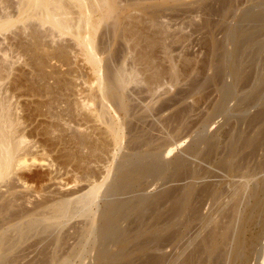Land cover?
Segmentation results:
<instances>
[{"label":"bare ground","instance_id":"6f19581e","mask_svg":"<svg viewBox=\"0 0 264 264\" xmlns=\"http://www.w3.org/2000/svg\"><path fill=\"white\" fill-rule=\"evenodd\" d=\"M141 1L19 0L17 20L0 14V35L21 25L32 43L36 78H54L57 88L63 76L45 68L55 61L73 76V56L82 57L91 74L86 89L76 84L79 92L70 83L74 77L64 82V76L60 89L76 87L77 99L62 101L57 88L53 94L59 95L42 103L37 115L47 120L44 128L29 131L33 120L5 86L12 62L0 48V264H264V0H172L170 8L186 16L189 44L197 35L206 52L185 62L188 81L199 78L195 92L210 90L215 114L229 119L260 107L249 132L231 129L225 143L217 133L200 136L183 157L172 158L170 137L159 140L167 143L162 152L150 132L155 126H143L151 110L137 113L127 96L130 85L142 83L139 71L116 66L110 54L115 41L130 53L144 50L138 63L148 72V52L167 50L170 29L158 23L161 11L140 8ZM137 4L152 19L146 28L135 20L126 28L122 19L132 14L122 13ZM63 37L73 44L58 47L54 40ZM152 84H146L149 91L156 90ZM39 91L51 92L47 86ZM36 135L45 139L35 141ZM208 167L223 181L206 183ZM163 175L164 189L148 195ZM31 250L37 255L26 262Z\"/></svg>","mask_w":264,"mask_h":264},{"label":"rangeland","instance_id":"374dc122","mask_svg":"<svg viewBox=\"0 0 264 264\" xmlns=\"http://www.w3.org/2000/svg\"><path fill=\"white\" fill-rule=\"evenodd\" d=\"M17 3H19V0H0V14L2 15L6 11L5 13H9L12 16V19L14 21L17 20L18 19ZM2 5H4L7 9L2 11V9H3ZM139 5L137 4L136 6H133L135 8H133V7H131V8L128 7V9L126 8L125 12L122 13V17L125 18L126 15L128 17V14H132L131 17L134 19L129 20L132 18H128L126 20V18H125L124 20L122 19V23L124 25H127L126 28H129L128 26H130V24H132L130 27L134 26L133 24H135V22H136L135 26L138 25V26L146 28V25H147V27L149 25L146 23L148 22L149 19H152V14H150L151 12H149V11L150 10L154 11L156 8H158L159 10L158 9H156V10L161 11V13L164 14V15H162V17H160L161 13H158L160 16H158V14L156 13L158 23L161 24L163 22L164 24H166V26H168L166 28L170 29V30H168V31H170L169 32L170 36H168V40L166 42V45L168 47L167 50H164L160 47H156L152 51L148 52L151 56V57L149 56L150 61L152 62L151 69H150L151 71H148V72H146V70L143 72V69H145V68L142 67L143 66L142 62H141V64L138 63V60L141 61V59L144 56V50H141L138 48L137 50H134L133 52L131 51V53H130V52L124 50L123 48H121V45L118 41H115V43H112L110 54L112 53L111 55L114 58L113 60H114V64L116 66L124 65V67L127 71H130L131 69H137V71H139V78H141L140 80H142V83H140L139 85L138 84L137 85H130L129 89H128V93L130 91H131V93H130V95L127 93V96L131 97V98L128 97L131 99V101L130 100L129 101L132 104V106H134V109L137 113H139V112L143 113L145 108H149V110H151V115L148 116V118L146 119V123L143 126L144 127L149 126V125L155 126L156 130L153 129V131L151 130L150 132L152 135L154 134L152 139L156 140V143L160 144L162 146V152L166 151L165 148L167 146L166 145L167 143H165L164 140H163V142L162 141L159 142V140H161L162 138H169L170 137L172 139V140L170 138L168 139V140H170V143H171L170 158L175 157V156L183 157V154H184L183 151L185 150L187 145L190 143V141L193 139H196L200 136L212 135L214 133H217L219 141L221 143H225L226 133L228 131H230L231 129L233 131L234 129L237 128V129H241V131L243 130V132H245L246 128H250V126H251L250 124L252 123V117H253L254 113L256 114L259 112V111L257 112L256 110H258V108L260 110V107L250 109L245 113H240V112L236 113L235 112L234 115L232 116L233 118H230V119L227 117V115L215 114L214 109H215L217 97L213 93H211L210 90L209 91L206 90V92L201 91L199 93L195 92L196 87L198 85L196 83H197V80L199 78H197L196 83L192 84V82L188 81V79L185 77V74H184L186 71L185 62L188 59H192V60L194 59L196 61H199L205 55L206 52H205V50L200 51V48H198L199 45L197 43L198 42V36L197 35L192 36V39H190V41L193 45L189 44L188 32H187L188 30L185 27L186 26V21H185L186 16L183 14L184 13L183 9L176 8L177 9L176 10L173 7L170 8V6H173V5L175 6V2H173L172 0L171 1L170 0H142L141 3H139ZM138 6L140 8L141 7L143 8L144 6L149 7V8L151 7V9H148L149 10L148 12L146 10V12H147L146 13L145 10L143 11V9L138 8ZM154 6H156V7H154ZM164 6L166 9H168V11L164 8ZM152 7H154V8L152 9ZM135 9L137 11H135ZM160 9H163V11L164 10H166V11L163 12ZM178 9H180V11ZM135 16H137V17H135ZM145 16H147L148 19L145 18ZM140 17H141V19H140ZM163 17H165L164 20H163ZM136 18H139V19H137L139 22H137ZM134 20H135V22H134ZM140 20H141V25H140ZM143 20H147L144 22V24H145V25L143 24L144 26L142 25ZM127 21H129L128 24H127ZM130 21L132 23H130ZM168 23H169V25H168ZM17 26L19 27V29L13 28L14 29L13 31L6 32V33L3 32L4 34L1 33V35H0V44H1L0 48L5 50V51L7 49V52H9L8 55H10L9 62L11 61L13 63V65H12V63L10 62L12 71H11V74H10L8 80L5 81V84L7 83L5 86H6V88L7 87L9 88V91H12V93L10 92V94L15 96V97L13 96V98H15V100L13 99L12 101L17 103V107H19V109L22 108L21 109L23 111L22 115L23 116L25 115V117L30 119V121L33 120L32 122L27 123V125H31V127L30 126L28 127L29 131L30 130L35 131V130L39 129V126H41L40 127L41 129L44 128V125L42 123L44 121L47 122V120L45 118H42L40 116H39L40 118H38V116H37V115L42 114V110L44 111V108L41 106L42 103L46 102V100L48 101V99L52 98V96H55V95L57 96V94L59 95V93H57V94L55 93V95L53 93H54V91L56 92L57 88L60 89L63 87V84L61 87H60V84L63 83V79L65 80V78H66V80L64 82L70 81V80H72L71 78L74 77L73 78L74 81L72 80V82H70V83L75 82L74 83L75 86L77 84V86H79L80 88L84 87L86 89L87 87L85 85H87V84H85V83L90 81V76H91V74H89V76L87 75V70H90V67L86 66L88 64H86L85 66H81V65H84L83 58L82 57L81 58L78 57L80 59L75 58L76 59V61H75L74 56H73V59L72 58L71 59L73 60V63L76 65V66L74 65L73 67H71L72 70L74 71L73 76H72V72L70 75H68V70H69L68 68L66 70H65L66 67L60 68V66H59L60 64L56 63L55 61L51 62L50 63L51 65L49 64L50 67L52 66L51 67L52 69L50 67H49V69H48V67L45 68L46 73H48V71L50 73L53 70H55L53 72L58 71L60 73V76L61 75L63 76V77L61 76L62 80H61V83L59 82V84H57V88H55L56 82L54 83V81H53L54 78L53 79L50 78L52 80H50L48 78L49 81H48V79H46V77L42 78L39 75H38L39 79L36 78L37 77L36 76L37 71H38L37 66H36L37 61L30 54V51H32V49H31V47L29 48L30 45L32 46V43L28 44L30 42V40H28V37L24 33L22 35V32L20 30L21 25H17ZM141 27H139V28H141ZM28 31H30V30L28 29L26 34H29ZM42 32H43V30H42ZM31 34H32V32H31ZM63 38L64 39H62V40H65L63 42L60 39H57L58 41L54 40V41H56L58 47H60V46L63 47L64 45L66 46L67 41H68L69 45L73 44L71 42L72 40L70 41L71 37H63ZM49 40H48V38H46V40H44V41L46 42V44L50 45L49 43L51 40L50 41ZM117 42L119 43V45L117 44ZM52 44H51L52 47L51 46L50 47L56 48L55 46H57V45L54 46L55 42ZM15 50H17V51H15ZM16 52L18 53V55ZM32 54H33V52H32ZM72 55H71V57H72ZM104 56L105 55H102L101 58H105ZM0 57H2V54H0ZM136 58H137V60H136ZM81 59H82V61H80L81 63L78 62L79 63L78 64L77 61L81 60ZM80 67H82L81 69H83L84 71L79 70ZM86 67H87V69H86ZM63 73H64V75H63ZM88 73H91V71ZM140 74H141V77H140ZM174 74L177 76V77L175 76V79H173ZM64 76H65V78H64ZM78 76H80L81 78ZM87 77L89 78V80L87 79ZM152 77L154 80H152ZM79 78L81 81L79 80ZM42 79H44V80L46 79V80L45 81L43 80L44 81L43 82ZM151 81H153L152 83H154V82L155 83L152 84V83H150ZM147 82H148V84H152L153 88H155L156 90L155 91L154 90L149 91L148 88L146 87ZM79 83H81V84H79ZM43 84H44V86H43ZM74 84H72V85L74 86ZM80 85L81 86L83 85V87H81ZM45 86L49 87V89L51 91L50 93H52L51 95H50V93L46 94L45 93L46 91L45 92H41L42 90L39 91L40 89H44ZM76 87H73L74 88L73 90H71L72 87L71 88L69 87L70 90L69 89H64V90L60 89L62 91H59L57 89L60 92V95L63 96L62 98L64 100H62V101H64V102L66 101L67 103H70V104H71V101H73V100L75 102V100L77 99L76 96L78 95V93H77V95L75 93ZM79 87H77L78 92H79V90H78ZM37 91L39 92V94L41 92L40 95H44L45 97L44 96H40V97L35 96V94L36 95L38 94ZM34 92H35V94H33ZM63 93L65 94V96ZM193 93H195V94H193ZM46 95L48 97H46ZM74 98H76V99H74ZM65 99H67V100H65ZM74 102H72V103H74ZM234 106H235V101L229 103L228 108L233 109ZM33 113H35V114H33ZM242 119L243 120L246 119V120L243 121ZM41 129H39L38 131L40 132ZM38 131H36V133ZM36 136H35V141H37V140L43 141L45 139L43 137L41 138V136H39L40 138L38 136H37L38 138H36ZM122 153H125V151H123ZM50 154H51L50 155L51 157H55L58 155L56 153H50ZM99 168L94 167L95 171H99ZM208 169L211 173H210V178H208L206 180V183H209V185H211V184L213 185L216 182L215 184L217 185L221 181H223V179L221 178V176H223V175H222V173H220L219 170H217V169L215 170L214 168L212 169V167L211 168L208 167ZM163 179H164V175L159 177L158 180L156 179L157 181L156 180L153 181V183H156L157 185L153 184L152 187H149L146 190V193L148 195H150V194H155L157 192H161L162 189H164L163 188L164 187ZM150 184H152V183L150 182ZM175 184L176 183H173L172 185L180 186V183H177L178 185H175ZM174 186H172V187L175 188ZM206 208L208 209V207L205 206V208L203 210L204 212L207 211ZM32 251L33 250L30 251L31 254H30L29 258L26 260V262L28 260H31V259L36 257V256L32 257L35 254L37 255V253L32 252ZM92 263H93L92 260L88 259L84 264H92Z\"/></svg>","mask_w":264,"mask_h":264}]
</instances>
